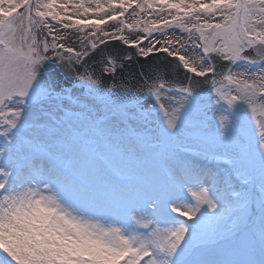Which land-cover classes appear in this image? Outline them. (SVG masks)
<instances>
[{
	"label": "snow or ice",
	"instance_id": "1",
	"mask_svg": "<svg viewBox=\"0 0 264 264\" xmlns=\"http://www.w3.org/2000/svg\"><path fill=\"white\" fill-rule=\"evenodd\" d=\"M0 264H264V0H0Z\"/></svg>",
	"mask_w": 264,
	"mask_h": 264
}]
</instances>
